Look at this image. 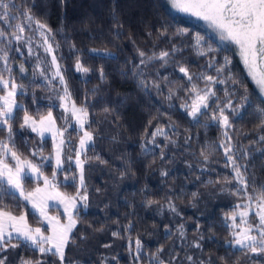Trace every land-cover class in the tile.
Returning <instances> with one entry per match:
<instances>
[{
  "label": "trees",
  "instance_id": "trees-1",
  "mask_svg": "<svg viewBox=\"0 0 264 264\" xmlns=\"http://www.w3.org/2000/svg\"><path fill=\"white\" fill-rule=\"evenodd\" d=\"M15 3L21 11L34 4L33 14L51 28L54 47L59 45L55 54L73 100L77 105L86 102L89 106L94 139L85 150L84 182L88 206L77 205L79 222L73 230L74 240L65 249L66 264H101V261L104 264H150L152 254L158 249H163L159 256L165 264H254L256 260H264V256L253 257L251 253L246 254L227 244L231 235L226 226V215H230L235 205L245 198L221 189L234 190L242 186L231 179L232 168L225 166L227 161L220 147L221 127L210 120L211 112L208 117H200L197 124L181 108L183 100L178 98L185 96L183 87L188 81L179 72L177 62L192 73L206 72L215 76L214 69L208 68L210 59L214 56L222 64L223 57L228 55L231 59L228 67L232 75L247 86L251 106L237 108L242 103L240 97L244 90L231 82L214 85L216 96L210 103L215 108L213 102L223 105L227 99L232 100L235 113L225 111L232 124L226 130L234 158L242 171L247 169V176L255 178L256 184H264V140H260L264 128L260 127L258 117V109L264 106V100L234 50L221 51L224 46L203 27L172 13L164 0H63V3L61 0H15ZM0 25H3L2 21ZM162 25L168 28L167 35L160 34ZM179 29H186L187 35H175ZM118 32L119 37L116 36ZM197 36L201 37L200 46L206 52L203 56L193 47ZM173 45L180 51L167 65H162L159 60L148 66L140 64L137 49L151 55L161 50L171 51ZM104 47L113 53L112 57L91 51ZM209 47L216 51H207ZM12 48L9 53L11 66L17 83L24 85L22 91L25 93L18 103L23 104L35 119L52 110L57 126L61 127L57 94H62V86L58 79L52 81L51 86L45 80L35 79L28 63L14 50V43ZM77 56L90 69L87 74L76 71ZM21 63L26 69L23 74L19 72ZM135 66H139L137 71H143L142 77L133 74ZM101 69L107 77L103 83L100 81ZM141 79L149 82L147 89L140 84ZM152 81L160 84V91L152 87ZM198 84L203 88L205 82L198 81ZM169 86L177 90V96L171 100L166 99ZM226 88L236 91V95L226 97ZM23 114V110L18 112L13 125L17 149L34 162L43 163L45 175L51 176L55 168L53 159L42 161L39 156L32 157L31 153L33 150L39 153L42 149L43 155H53L52 141L49 137L42 141L29 129H21ZM157 126H164L169 136L168 140L156 138V143L162 147L147 143ZM146 131L148 135H145ZM5 135L0 133V137ZM189 137L191 139L186 143ZM71 138L78 139L76 131H71ZM142 143L150 151H143ZM202 150L209 155L207 164L200 155ZM161 172L167 175L162 176ZM225 176L231 183L224 182ZM41 183L29 177L25 187L31 190ZM56 183L60 192L75 195L79 184L74 166L60 170ZM248 192L253 193L251 184ZM15 197L5 194L3 199L10 206L17 201L26 204L19 199V194L15 193ZM149 199L159 203L148 206L146 201ZM169 201L179 214L170 211ZM62 210L54 205L48 214L61 216L64 222ZM15 214H25L33 227L40 221L39 213L31 205L16 209ZM129 223L133 227L126 230ZM180 224L184 225L183 238L179 232ZM39 226L47 228L44 223ZM113 232L119 235L113 236ZM137 238L144 246L140 260L134 259ZM197 242L199 248L194 246ZM0 255L8 257L5 264H20L21 258L60 264L57 257L41 256L28 246L8 248ZM221 257L225 259L221 260Z\"/></svg>",
  "mask_w": 264,
  "mask_h": 264
},
{
  "label": "snow or ice",
  "instance_id": "snow-or-ice-1",
  "mask_svg": "<svg viewBox=\"0 0 264 264\" xmlns=\"http://www.w3.org/2000/svg\"><path fill=\"white\" fill-rule=\"evenodd\" d=\"M61 2L63 3V0ZM170 3L172 8L203 20L211 27L218 34L220 41L224 45L220 49L221 51L229 52L231 50L229 46H235L248 76L255 83L261 96H264V0H170ZM32 7H34V4ZM32 7H25L21 11L15 0H0V21L3 22V25H0V65H2L0 67V133H6L5 136L0 137V254L6 253L8 248L15 249L28 246L38 251L41 256H55L59 259L60 264H66L65 249L74 240L73 230L79 222L77 205L83 204L85 208L88 206L83 165L87 161L85 150L93 141L94 134L90 130L88 104L85 102L77 105L76 101L73 100L65 75L55 55L59 45L54 47L51 42L55 39L52 30L47 23L36 18L32 12ZM33 24L35 28L32 27ZM26 30L39 35L42 43H37V48H43L44 52L51 56V68H48L47 62L37 55L35 71L39 72L40 76L50 86L52 81L58 79L59 84L62 86V94L58 93L57 98L60 100V107L65 114L63 120L67 127L57 126L52 110H49L46 116L41 115L40 119L37 120L23 104L18 103L19 97L25 95L24 91H22L24 85L18 84L16 81L9 53L13 51L12 44L15 41L17 45L24 42L28 47V54L30 56L35 55V50L31 47L33 38L29 36L25 39L24 33ZM159 31L161 35H167L168 28L162 25ZM174 34L186 36L187 30L179 29ZM119 35V32L116 33L117 37ZM194 39L195 44L193 47L197 50V54L205 55V50L200 46L201 37L197 36ZM73 48H75V45H73ZM14 50L16 52L21 51L20 47H16ZM91 51L96 55L113 56V53L107 47H104L103 50L93 48ZM137 51L141 57L140 64L148 66L155 60L161 61L162 65H167L180 49L173 45L171 51L161 50L158 54L152 52L151 55L140 49H137ZM207 51L214 52L216 49L209 47ZM230 64L231 59L228 55L223 57L222 64L213 56L208 64V68H212L216 72V75L213 76L206 72L192 73L188 67L177 62L179 72L188 81V85L183 87L185 96L178 98L183 100L181 108L195 123L198 124L200 117H208L209 112H211L210 120L212 122L218 123L223 129L232 127L229 115L225 111L228 109L235 113L236 108H233L232 100L227 99L223 105L213 102L216 103L215 108L210 103L212 98L216 96V92L213 89L216 84L227 85L231 82V84L243 88L244 95L240 97L242 103L237 108H243L245 105L251 106L249 90L243 81L236 79L232 75L231 69L228 67ZM138 68L139 66L134 67L133 74L142 77L144 73L143 71H137ZM75 69L77 72L85 74L90 71L88 67L81 63L79 56L76 59ZM19 72L21 74L26 72L23 63L19 66ZM157 75L160 74L157 73ZM221 76L224 78H220ZM106 79L107 77L101 69V83L105 82ZM163 79L167 81L168 77H163ZM198 81L205 82L203 88L199 86ZM140 84L145 89L149 87V82L143 79L140 80ZM151 84L157 91H160L159 83L152 81ZM92 94H96L95 90H93ZM225 94L226 97H231L236 95V91L226 88ZM174 96H177V90L169 86V94L166 99L171 100ZM21 110L24 113L20 123L21 129H30L42 141L45 139V133L51 134L55 159V168L51 176L45 175L43 163L34 162L33 159L24 156L17 149L13 140V125L16 123L18 112ZM107 110L105 109V111ZM258 117L260 119V127L264 128V106L258 109ZM73 121L78 127V132H82L83 135L79 138V148L75 150V163L80 173L79 189L75 195H69L58 190L56 180L59 171L63 169L62 155L63 149L67 144L65 132L68 131V127H71ZM145 135H148L147 131ZM150 135L151 138L147 140V143L153 144L155 147H162L156 143L157 137L169 139L168 132L165 131L164 126H157ZM223 137L224 142L220 144V147L224 149L227 161L225 166H231L233 172L231 179H234L242 187H237L234 190L227 188H222L221 190L231 191L232 195L242 196L246 201L243 204H236L232 213L226 215V221H231V224L226 226L230 228L232 237L231 240L227 241V244L246 254L251 253L253 257L264 256V184H256L254 177L247 176L246 168L242 171L241 166L232 154L233 147L226 130L223 132ZM190 139L189 137L185 142L187 143ZM260 140H264V135L260 136ZM170 142L175 143V141ZM141 149L145 152L150 151L144 143L141 144ZM31 155L32 157L39 156L40 160L47 162H51L53 159L52 154L43 155L42 149L39 150V153L37 150H33ZM200 155L203 157L205 164H207L209 155L206 151L202 150ZM244 155L247 156L248 153ZM81 156H84V160L81 159ZM101 162L103 163L104 161ZM161 175L164 176L167 173L161 172ZM29 177L37 182L42 180L43 187L38 184L35 188L27 190L25 181ZM65 179H67V176ZM231 179L225 176L224 182L226 184L231 183ZM219 182L217 181V183ZM250 184L253 188L252 194L248 192ZM15 193H18L19 199L26 202V204H21L17 201L15 205L10 206L4 202L3 197L5 194L16 199ZM195 195L193 193L194 197ZM50 201L59 203L63 207L64 222H62L61 216L48 214V210L54 207ZM158 203L159 201L152 199L146 201L148 206ZM27 205H31L39 213L40 221H37L38 226L36 227L29 224L25 214H15L16 209ZM167 206L171 212L179 214L174 204L170 201ZM253 211L258 220L255 224L249 218V213ZM237 216L240 217L239 223H237ZM42 223L47 224L46 229L39 226ZM132 227L133 225L129 223L126 230ZM183 229L184 225L180 224L179 232L182 238L184 236ZM118 235V232H113V236ZM105 246L108 247V245ZM194 246L199 248L200 244L197 242ZM143 247L141 240L137 238L135 240V260L142 259L141 251ZM129 250L131 251V243L129 244ZM162 251L163 249H158L157 253L152 254L150 264H165L159 256ZM7 259L6 255H0V264H5ZM224 259V257H221V260ZM188 260L191 261L192 257L189 256ZM20 264H45V262L43 260L21 258ZM101 264H104V261H101ZM201 264H204V262H201ZM254 264H264V260H256Z\"/></svg>",
  "mask_w": 264,
  "mask_h": 264
},
{
  "label": "rangeland",
  "instance_id": "rangeland-1",
  "mask_svg": "<svg viewBox=\"0 0 264 264\" xmlns=\"http://www.w3.org/2000/svg\"><path fill=\"white\" fill-rule=\"evenodd\" d=\"M168 9L174 13L175 15H178L188 21H191V22H194L195 24H198L200 25L201 27H203L207 33L212 36L220 45L224 46L222 44V42L220 41V38L218 36V34L211 28L209 27L203 20H200L194 16H191L187 13H182V12H179L178 10L172 8L171 6V3H170V0H164ZM15 23V22H14ZM33 28H35V25L33 24L32 26ZM24 36H25V39H27L29 36H31L33 38V43L31 44V47L35 50V55H32L30 56L28 54V47L25 45L24 42H21L19 45L16 44L15 41H13L14 43V46L15 48L16 47H20L21 51L20 52H17L19 55H21L23 58V60L25 62L28 63V65L30 66V68L32 69L33 71V74H34V78L37 79V80H44V78L42 76H40L39 72H36L35 71V65H36V56L38 55L39 57H41L44 61L47 62V65H48V68H51V56H49L48 54H46L43 50V48H37V43H42V40L41 38L39 37V35H37L35 32H31V31H28L26 30L25 33H24ZM52 42V41H51ZM54 46V44H53ZM232 50H234V52L236 53V55L238 56L239 58V61L246 73V75L248 76V73H247V70L241 60V57L238 53V51L236 50L235 46H229ZM56 55V54H55ZM47 71V70H46ZM54 71V69H53ZM248 78L250 79V81L253 83L254 87L256 88L258 94L260 95V97L264 100V96H261V94L259 93V90L258 88L256 87L255 83L251 80V78L248 76ZM227 110V109H226ZM47 115V114H46ZM44 115V116H46ZM64 112H63V109L60 107V122H61V127H67V125H65L64 123V120H63V117H64ZM40 118H38L37 120H39ZM28 129V128H27ZM74 130L77 132L78 134V139L75 141L74 138H71V131ZM226 129H223L221 128V131H222V141L220 142V144L222 142H224V137H223V132L225 131ZM30 132H32L30 129H29ZM227 131V130H226ZM228 132V131H227ZM33 134H36L34 132H32ZM37 135V134H36ZM83 133L82 132H78V127L75 125V122L73 121L72 122V125L71 127H68V131L65 132V139L67 141V144L66 146L64 147L63 149V155H62V160H63V169H67L70 165H73L74 166V169L76 171V175H77V179H78V184H79V170L77 169L76 167V163H75V158H76V152L75 150L79 148V138L80 136H82ZM45 137H49L52 141V137H51V134L49 133H45ZM75 141V142H74ZM52 145H53V141H52ZM222 151H223V154H224V149L221 148ZM234 155V153H233ZM225 156V155H224ZM69 157H71V159H69ZM81 159H82V156H81ZM226 159V158H225ZM236 159V158H235ZM83 160V159H82ZM239 163V162H237ZM53 166L55 167V159H54V153H53ZM241 166V165H240ZM84 167V165H83ZM231 167V166H230ZM42 181V180H41ZM41 187H43V181L41 183V185H39ZM241 186V185H240ZM18 194V193H17ZM244 202H246L245 200L240 202V204H243ZM50 203H52L53 205L55 206H59L63 209V207L59 204V203H56L54 201H50ZM63 211V212H62ZM62 214L64 213V209L62 210ZM53 216V215H51ZM40 217V216H39ZM249 218L251 219L252 223H257L258 220L257 218L255 217V212H250L249 213ZM237 223H239V220H240V217L237 216ZM227 224H231V221L230 220H227L226 221ZM46 226L47 224L44 223ZM230 229V228H229ZM238 230V229H237ZM231 231V230H230ZM232 239V237H231Z\"/></svg>",
  "mask_w": 264,
  "mask_h": 264
},
{
  "label": "crops",
  "instance_id": "crops-1",
  "mask_svg": "<svg viewBox=\"0 0 264 264\" xmlns=\"http://www.w3.org/2000/svg\"><path fill=\"white\" fill-rule=\"evenodd\" d=\"M61 208V207H60Z\"/></svg>",
  "mask_w": 264,
  "mask_h": 264
}]
</instances>
